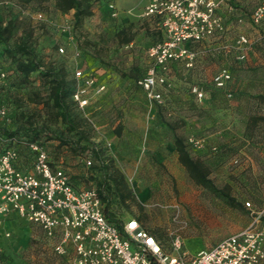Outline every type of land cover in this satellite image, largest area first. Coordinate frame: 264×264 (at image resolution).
Returning a JSON list of instances; mask_svg holds the SVG:
<instances>
[{"label":"rangeland","instance_id":"rangeland-1","mask_svg":"<svg viewBox=\"0 0 264 264\" xmlns=\"http://www.w3.org/2000/svg\"><path fill=\"white\" fill-rule=\"evenodd\" d=\"M114 2L118 17L108 12L107 0H98L77 25L73 9L61 10L53 0H0V19L16 20V36L24 29L32 32L44 65H63L69 78H75L79 65L105 83L103 92L90 93L85 112L71 103L87 121L83 128L88 139L73 146L55 138L40 139L54 164L61 165L75 185L96 187L103 175L97 160L92 159L93 166L86 165L90 152L81 145L96 146L107 159L110 179L116 177L126 195L111 197L115 217L139 219L167 250H171V237L179 233L184 249L192 254L247 226L252 213L246 201L254 210L264 206V21H251L257 0H222L225 30L192 44L197 57L191 68L180 61L172 63L171 85L163 89L164 100L157 103L149 101L137 84L152 63L150 46L160 39L157 20L142 14L147 0ZM66 24L71 30L60 31ZM129 25L133 39L119 42L116 31ZM239 34L250 41L242 48L244 59L236 57ZM77 50L80 55L75 56ZM0 59L4 64L9 60L1 45ZM221 66L232 73L227 87L231 96L212 81ZM194 84L205 91L204 99L191 92ZM23 88L21 106L37 120H47L52 129L63 126L50 107L43 78L33 73ZM175 136L207 167L209 183L195 181L181 164ZM21 153L23 164L30 167L28 149ZM6 231L10 236L0 231V264H71L68 257L53 251L36 224L18 219Z\"/></svg>","mask_w":264,"mask_h":264},{"label":"built area","instance_id":"built-area-1","mask_svg":"<svg viewBox=\"0 0 264 264\" xmlns=\"http://www.w3.org/2000/svg\"><path fill=\"white\" fill-rule=\"evenodd\" d=\"M221 4L222 0H147L142 14L154 17L162 34L148 50L151 65L137 80L149 101L164 100L163 89L171 85L172 63L180 61L187 68L193 66L197 57L193 43L225 30ZM107 8L112 17L119 16L114 1ZM251 21L255 24L264 21V0H257ZM59 29L70 31L71 26L61 25ZM249 43L246 35H238L235 41L240 49L238 59L245 58L242 48ZM58 51L64 53L65 48L59 45ZM74 54L77 56L78 50ZM7 74L0 65V82L6 80ZM74 76L77 84L72 97L84 110L89 105L90 93L103 92L105 83L79 66ZM212 81L227 96L232 95L227 88L232 81L227 66L219 67ZM191 92L199 100L206 94L196 84L191 86ZM6 114V107L0 106V117ZM194 142L199 144L200 140ZM24 143L30 151V167L23 164L22 153L15 146L0 152V227L6 215L36 224L51 241L53 251L68 257L71 264H264V206L254 210L246 201L252 213L249 224L209 247L189 254L181 235L175 233L171 237V250L166 251L134 217L124 221L119 229L105 215L96 187L74 185L61 165L52 164L43 145L37 141ZM85 163L91 164L90 155L85 157ZM5 235L10 236V231H5Z\"/></svg>","mask_w":264,"mask_h":264},{"label":"trees","instance_id":"trees-1","mask_svg":"<svg viewBox=\"0 0 264 264\" xmlns=\"http://www.w3.org/2000/svg\"><path fill=\"white\" fill-rule=\"evenodd\" d=\"M53 1L56 7L61 10H65L66 8L73 9V20L75 24L78 25L85 17L91 14L93 2L98 0ZM113 1L114 0H107L106 5ZM17 27L18 24L13 18L6 21L0 19V45L2 46V52L9 58L7 62L5 61L6 64L3 63V59H0V65L8 73L6 80L0 82V106H5L7 109L6 116L0 117V152L10 145L15 146L20 152L23 148L27 150L28 148L24 143L27 141H37L43 145L40 141L42 137L47 139L55 138L59 143L65 145L73 146L80 144V142L88 139V135L83 128V123H87L86 119L78 110H73L71 108V103H73L80 111L82 110L72 97L76 89L77 79L69 78L63 65L59 67L44 65L43 61H41L36 54L32 32L24 29L16 36L15 31ZM115 36L119 42L128 43L133 39L134 32L131 30L130 25L123 26L116 31ZM161 36L162 34L160 31V38ZM54 44L58 49L59 43L55 41ZM78 53V55H80L79 51ZM83 70L86 73L91 72L84 68ZM33 73L47 82V95L48 100H50V107L55 110L56 118L63 124V126L58 129H52L47 120H37L30 109L21 106V101L24 98L22 97L24 94L23 86L28 82ZM12 105H14L15 108ZM85 109L82 111L85 112ZM174 145L179 161L186 168L189 175L199 183H209L210 180L207 177V167L200 159L190 155L180 136H175ZM87 146L88 145H81V149L90 152V154H88L91 157V164L89 167L93 166L92 159L97 160L99 171L103 175V179L98 182L96 188L103 201L104 213L109 220L119 227V229H122L124 221H119L117 217H115V214L111 212L110 200L112 196L124 199L126 195L116 181V177L112 175L110 179L109 173H107V159L102 156V153L96 146L90 149ZM51 161L52 164L55 165L52 159ZM111 180H113L115 187H113ZM72 183L75 185L73 181ZM130 217L132 216L128 218ZM137 220L141 223L139 219ZM141 226L145 228L142 223ZM145 229L148 230L147 228ZM148 231L155 236L164 250L170 251L164 248L163 243L155 233L150 230Z\"/></svg>","mask_w":264,"mask_h":264},{"label":"crops","instance_id":"crops-1","mask_svg":"<svg viewBox=\"0 0 264 264\" xmlns=\"http://www.w3.org/2000/svg\"><path fill=\"white\" fill-rule=\"evenodd\" d=\"M119 10V9H118ZM18 219H23V218H20L18 216H13V215H6L3 219V223L0 227V231L3 232L4 236L5 235V231L8 227V225H10L11 223H15ZM25 220V219H24ZM27 221V220H26ZM7 237V236H6Z\"/></svg>","mask_w":264,"mask_h":264}]
</instances>
